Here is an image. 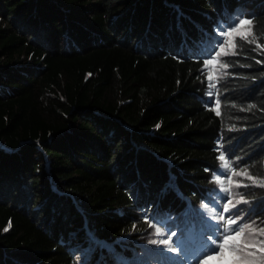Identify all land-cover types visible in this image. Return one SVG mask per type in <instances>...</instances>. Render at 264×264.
Instances as JSON below:
<instances>
[{"label": "trees", "instance_id": "1", "mask_svg": "<svg viewBox=\"0 0 264 264\" xmlns=\"http://www.w3.org/2000/svg\"><path fill=\"white\" fill-rule=\"evenodd\" d=\"M238 16L264 45V0H0V264L169 263L145 216L175 240L216 224L220 155L264 162V48L203 65ZM242 194L264 219V189Z\"/></svg>", "mask_w": 264, "mask_h": 264}, {"label": "snow or ice", "instance_id": "2", "mask_svg": "<svg viewBox=\"0 0 264 264\" xmlns=\"http://www.w3.org/2000/svg\"><path fill=\"white\" fill-rule=\"evenodd\" d=\"M246 27L247 31H244ZM252 27V20L238 16L228 23L226 29L221 28L220 39L215 42L216 47H213L208 53L211 58L203 61L204 67L207 68L217 63L218 57L237 55L235 42L237 37L242 42L255 45L251 51L264 48V45L258 43L252 33ZM260 35L264 36V31H260ZM250 36L253 38L249 39ZM256 63L264 62L257 60ZM231 64V61H225L219 64V68L229 69ZM239 66L250 67L248 64H239ZM228 75L229 73L226 71L220 73L221 77ZM206 78L208 81L207 95L210 98H215V112L219 116L221 115L219 111L221 102L218 98V81L211 72L207 74ZM255 107L256 105L249 104L246 109L240 110H251ZM234 127L230 130H234ZM219 159L227 174V180L222 179V175H216L214 179L220 185V191L225 193V196L221 197L224 203L219 206V213H216V208L210 207L207 203L201 205L209 214L216 213L214 216L216 224L211 226L202 238L190 233L187 239L175 240L177 233L167 229L162 219L144 217V223L158 237V239L150 240L149 243L160 246L162 252L166 250L170 253L180 254L168 258L169 264H264V219H252L247 214H242L239 206L241 204L248 205L251 201L244 194L233 191L230 187L234 184L237 189L251 187L264 189V162H261L258 172L252 173L248 167L237 171L223 154L220 155ZM233 176H240L249 183H244L243 180L233 181ZM135 228L136 225H133V229ZM4 231H8V227Z\"/></svg>", "mask_w": 264, "mask_h": 264}, {"label": "rangeland", "instance_id": "3", "mask_svg": "<svg viewBox=\"0 0 264 264\" xmlns=\"http://www.w3.org/2000/svg\"><path fill=\"white\" fill-rule=\"evenodd\" d=\"M244 31H247V29H244ZM253 38L252 36L249 37V39ZM227 49V46H226ZM233 181H241L243 180L244 183H246V179L240 177V176H233ZM230 187H232L233 191H238L242 193V190L244 188H235V185H231ZM222 200V199H221ZM220 203V202H219ZM244 204H241L239 206V208L241 209V206ZM216 215V213L210 214V217L214 218V216ZM148 248V246H147ZM160 251V250H157ZM79 258H84L85 256H87V251H85V249H83L79 254H78ZM165 259L162 258V256H160V254L153 256L152 252L150 251H146V253H137L135 252L133 255H131L129 258H122V264H165V261H163Z\"/></svg>", "mask_w": 264, "mask_h": 264}]
</instances>
